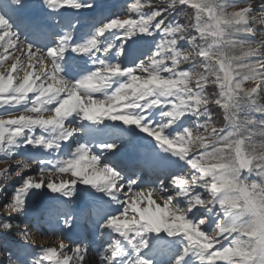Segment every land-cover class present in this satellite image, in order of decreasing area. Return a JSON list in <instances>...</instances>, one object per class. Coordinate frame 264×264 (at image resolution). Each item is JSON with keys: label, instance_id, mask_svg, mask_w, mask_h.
I'll return each instance as SVG.
<instances>
[{"label": "snow or ice", "instance_id": "1", "mask_svg": "<svg viewBox=\"0 0 264 264\" xmlns=\"http://www.w3.org/2000/svg\"><path fill=\"white\" fill-rule=\"evenodd\" d=\"M0 158V264H264V0H0Z\"/></svg>", "mask_w": 264, "mask_h": 264}, {"label": "rangeland", "instance_id": "2", "mask_svg": "<svg viewBox=\"0 0 264 264\" xmlns=\"http://www.w3.org/2000/svg\"><path fill=\"white\" fill-rule=\"evenodd\" d=\"M115 0H101V2L103 3H107V4H114ZM118 1V0H117ZM124 3V2H123ZM123 4H120V6H122ZM118 10V8H117ZM23 38V37H22ZM246 86H250V85H246ZM2 159V158H0ZM13 161H8V164H12ZM7 165L5 163H0V169L5 168ZM33 171L27 173L28 175H34L35 174V170L37 168V165H33ZM147 178V177H146ZM19 182V178L13 177L12 179L6 181V187L4 192L7 193V195H11V193L13 192L14 188L17 186ZM51 197L50 195H46V199ZM7 197L5 196L4 193H0V212H4V208H3V204L6 202ZM39 200V198H38ZM38 200L36 202V207L37 209L42 208L41 203H38ZM55 202L54 198H51L50 201H48L47 203H52ZM68 207L70 209L75 210L76 207H78V201L76 200L74 203H69ZM80 225V228H82V233L81 236H79L78 238H75L73 240L70 239H66L63 235L61 238L65 239L66 242L69 243H83V244H87L90 246V251H89V255L87 257L89 264H97V261L95 259V241H97L99 239L98 236H94L92 230L84 224H78ZM23 227V224L21 225ZM29 229L32 233V236L35 240L36 245H44V246H54L56 245L57 242V235L52 233V228L56 229V232L59 233L61 228H62V222L60 227L56 226V221L52 222V227L50 228L49 224L44 220L43 217L37 219V217L33 216L32 219L30 220L29 224ZM17 239L15 237H8V240H14ZM0 244H3V240L0 239ZM0 259H3V252L0 251Z\"/></svg>", "mask_w": 264, "mask_h": 264}, {"label": "bare ground", "instance_id": "3", "mask_svg": "<svg viewBox=\"0 0 264 264\" xmlns=\"http://www.w3.org/2000/svg\"><path fill=\"white\" fill-rule=\"evenodd\" d=\"M124 0H115L114 1V4H112L114 6L115 9L119 8L120 7V4H123ZM32 4L34 6H38L39 4V0H32ZM111 4V3H110ZM30 15H36L38 16L40 14V9L38 7H33L31 10H30ZM130 158V154L128 153H123L120 157V160H127ZM119 162V161H118ZM46 195H50L51 197L47 198L46 199ZM53 198V194H50V193H46L45 195H42L39 197V200H38V203H41L43 204V206L45 205H48V204H53L55 203L54 201L52 203H47L48 201H50V199ZM78 201V207H76V209H78L81 205V201L80 200H77ZM80 232H81V229H80V225L76 224L74 225V227L71 229V230H68V229H63V236L68 239L69 237L71 236H78L80 235Z\"/></svg>", "mask_w": 264, "mask_h": 264}, {"label": "trees", "instance_id": "4", "mask_svg": "<svg viewBox=\"0 0 264 264\" xmlns=\"http://www.w3.org/2000/svg\"><path fill=\"white\" fill-rule=\"evenodd\" d=\"M185 12H188L190 14V10L185 9V10H182L181 14L176 16V18L181 23H185L186 22V17L184 15ZM212 111L214 113V117L217 120L218 124L220 126H222L223 125L222 112L218 108H216L215 106H213Z\"/></svg>", "mask_w": 264, "mask_h": 264}]
</instances>
